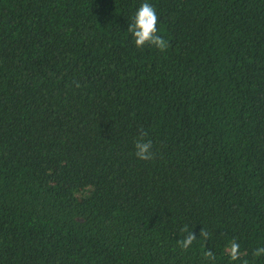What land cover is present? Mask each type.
Masks as SVG:
<instances>
[{
    "label": "trees",
    "instance_id": "obj_1",
    "mask_svg": "<svg viewBox=\"0 0 264 264\" xmlns=\"http://www.w3.org/2000/svg\"><path fill=\"white\" fill-rule=\"evenodd\" d=\"M144 2L163 52L128 32ZM259 247L264 0H0V264H264Z\"/></svg>",
    "mask_w": 264,
    "mask_h": 264
},
{
    "label": "clouds",
    "instance_id": "obj_2",
    "mask_svg": "<svg viewBox=\"0 0 264 264\" xmlns=\"http://www.w3.org/2000/svg\"><path fill=\"white\" fill-rule=\"evenodd\" d=\"M159 17L153 5L148 2H144L138 8L135 13L133 21L130 23L128 32L132 33L135 45L138 48H142L146 45L154 46L160 51H165L168 48V42L166 39L159 34L160 29L157 27ZM147 135L146 132L141 130L140 139L135 143L136 156L144 161H148L154 158V153L152 151L153 145L151 140H144ZM183 232L187 233L184 239L178 240V244L182 250L187 251L193 242L197 239L196 234L189 231L188 227L185 226L182 229ZM199 237H203L205 240L208 239L209 233L204 229L201 230ZM239 243L233 241L230 245L228 255L232 261L239 260L241 258V253L239 251ZM252 255L254 257H260L264 255V247L256 248ZM206 260L212 261L215 264V255L211 250L204 253ZM242 264H249L247 259L242 261Z\"/></svg>",
    "mask_w": 264,
    "mask_h": 264
}]
</instances>
